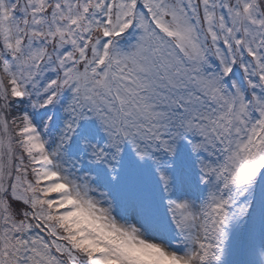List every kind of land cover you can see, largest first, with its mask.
<instances>
[{"label":"snow or ice","instance_id":"1","mask_svg":"<svg viewBox=\"0 0 264 264\" xmlns=\"http://www.w3.org/2000/svg\"><path fill=\"white\" fill-rule=\"evenodd\" d=\"M0 264H264V0H0Z\"/></svg>","mask_w":264,"mask_h":264}]
</instances>
